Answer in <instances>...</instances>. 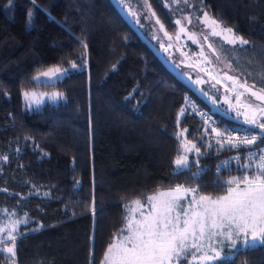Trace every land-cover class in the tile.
<instances>
[{"label":"trees","instance_id":"trees-1","mask_svg":"<svg viewBox=\"0 0 264 264\" xmlns=\"http://www.w3.org/2000/svg\"><path fill=\"white\" fill-rule=\"evenodd\" d=\"M116 1L157 49L160 40L152 37L153 27L160 31L157 19L173 35L171 0ZM186 6L248 40L227 62L257 88L264 84V0H187ZM159 34L168 41L164 31ZM49 68L67 70L66 75L38 82ZM26 92L49 97L26 103ZM53 94L60 95L52 99ZM192 102L209 111L155 58L110 0H0V228L27 220L17 226L15 257L0 251V264H102L125 226L126 203L177 184L198 187L175 172L185 138L203 144L201 152L207 153L192 167L206 169L201 194L222 195L214 187L217 176L223 182L241 170L230 163L218 173L217 165L236 155L245 162L249 148H209L189 109ZM212 117L219 126L246 129ZM195 159L189 156L190 163ZM235 264H264V245L242 249Z\"/></svg>","mask_w":264,"mask_h":264},{"label":"snow or ice","instance_id":"snow-or-ice-1","mask_svg":"<svg viewBox=\"0 0 264 264\" xmlns=\"http://www.w3.org/2000/svg\"><path fill=\"white\" fill-rule=\"evenodd\" d=\"M129 15L139 24L135 11H130ZM152 15L155 16V13ZM184 20L188 24L192 22L190 17H184ZM198 22L203 23L209 30L203 34L208 54L196 34H189V39L201 47L200 62L206 67L200 70L205 72L209 80L222 85L225 93H228L224 97V103L228 104L225 114L235 111L236 116L229 118L239 121L242 117V123L249 126L247 132L239 137L232 134L240 131L237 127L221 130L217 121L212 119V116L219 114L220 108L212 95L205 91L202 94L211 100L209 111L197 110L205 125L204 134L207 136L209 131L214 134L215 143L221 149L227 146L229 150L239 152L244 146L251 145H256V149L246 151L243 156L245 162H241L240 155L230 158L239 164L241 175L223 182L219 175L217 176L214 187L221 189L222 195H203L201 191L207 185L201 180L206 169L196 167V171H192V167L198 166L199 157L207 153L201 152L203 144L198 146L186 138L181 140L182 154L174 161L175 172L188 175L198 187L177 184L167 190L146 194L143 200L136 199L130 204L126 203L125 226L107 247L102 264H215L216 261L220 264H235L242 249L264 245V84L257 88L255 82L249 83L239 75L230 74L234 69L232 64L227 62L228 57L236 50L237 45L240 48L248 45V40L232 28L223 26L217 19L209 17L207 12L203 13L202 18L198 17ZM175 23L179 26L180 33H186L180 19ZM156 24L160 25V31H164V35L171 40L172 37L164 30V25L159 19ZM211 37H219L224 44L231 45L232 49L224 48L223 44L211 40ZM179 38L177 34L176 39ZM171 47L169 44L164 50L167 51ZM210 56L215 57V61ZM222 59L229 71L215 73L210 70L214 63ZM261 59L264 60V57ZM71 67L75 68L76 64L73 63ZM66 71L49 68L39 73L35 79H51L57 73L63 75ZM193 82L200 84L201 80ZM245 94L249 99L242 100L241 97ZM59 95L53 94L51 98L56 99ZM34 96L35 93H25L26 99ZM233 96L235 104L232 101ZM191 106L195 108L194 104ZM255 129L259 132L254 131ZM186 131L185 129L179 133L177 138L183 136ZM201 139L203 140V137ZM208 147H212L211 143H208ZM189 153H194L196 157L191 163ZM230 160L217 165V172H220L222 166L229 169ZM22 223H27V220H14L7 229L0 228V233L6 231V235H0V251H6L10 257L16 255V240L19 234L17 226ZM8 242H11V246H6ZM225 247L229 251L222 255ZM12 264H15L14 260Z\"/></svg>","mask_w":264,"mask_h":264},{"label":"rangeland","instance_id":"rangeland-1","mask_svg":"<svg viewBox=\"0 0 264 264\" xmlns=\"http://www.w3.org/2000/svg\"><path fill=\"white\" fill-rule=\"evenodd\" d=\"M187 3H185V0H171V5L173 7V14L172 18H174V33L171 36L172 39L167 42L165 38H161L160 31L157 30L155 27H153V39L159 44V49L161 53L168 57L172 65L176 68L177 72L181 74L184 78L190 81L195 80H201L200 84L194 83L196 86H198L200 89H204V92L207 91L210 93L213 97V99L216 100V103H220L224 109H228V104L224 103V97L225 95H228V93H225L224 87L220 84H215L214 80H209V77L205 74L204 71H201V68L206 67L201 61V57L199 55L201 51L200 44H203L205 53L208 54L207 45L203 42V34L207 33L209 30L205 27L203 23L198 22V17L202 18V14L198 13L197 10H192L191 8L186 6ZM186 7V8H185ZM184 17H190L191 18V24H188L186 20H184ZM177 19H180L186 28V33H180L179 26L176 25L175 21ZM147 23H149V26L151 25L152 19L151 17L146 14ZM195 33L197 39L200 41V44L193 43L191 39H189V34ZM156 34V35H155ZM159 34V35H158ZM179 34L180 38L177 40L176 35ZM162 40V41H161ZM211 40L213 41H219L220 44H223L224 47H232L231 45L224 44L222 40H220L219 37H211ZM169 44L172 45L171 48H168L167 51H165V47H167ZM163 45V47L161 46ZM236 47H239L237 45ZM210 58L215 61V57L210 56ZM197 62H200L199 64ZM191 65V67L189 66ZM212 71L215 73H222L224 71H229L226 67L225 61L222 59L217 63H214L211 66ZM61 72H64V70H61ZM232 75H236L233 71L230 72ZM66 75V72L61 75L60 73H57L56 76L49 79L48 77H40L38 82L42 83H53L57 80L62 79ZM225 84L227 82H224ZM215 85V87H213ZM242 91V90H241ZM49 95L47 94H37L35 93L34 97H31L29 99H26L25 96L23 97V100L26 103H32V104H38L44 102L46 99H48ZM242 100L249 99V96L245 94L241 97ZM233 104H235V98L232 97ZM258 103V102H257ZM229 113H232L236 115L235 111H230ZM242 119V117L240 118ZM182 154V153H181ZM194 153H189V156L193 155ZM176 167V166H175ZM167 190V189H164ZM156 192L150 193L148 195L154 194ZM141 199V198H139ZM142 198L141 200H143ZM136 200V199H135ZM4 228V227H2ZM2 235V233H0ZM259 246V245H257ZM225 250L229 249L225 247V249L222 252V255L226 253ZM219 261H216L215 264H218ZM195 264V262H193Z\"/></svg>","mask_w":264,"mask_h":264},{"label":"water","instance_id":"water-1","mask_svg":"<svg viewBox=\"0 0 264 264\" xmlns=\"http://www.w3.org/2000/svg\"><path fill=\"white\" fill-rule=\"evenodd\" d=\"M111 4L117 11V13L120 15V17L123 19V21L129 26V28L136 34V36L140 39V41L146 45V47L151 51V53L155 56V58L165 67V69L183 86H185L189 91H191L197 99H199L208 109L211 106V100H209L207 97H205L202 92L195 87L193 84H191L186 78H184L181 74H179L174 67L169 63V61L166 59V57L161 53L159 49H157L151 41L147 39V37L139 30V28L128 18L126 13L123 11V9L120 7V5L117 3L116 0H110ZM259 103V102H258ZM219 118H222L225 121H228L232 124H235L236 126L243 127L248 129V125H244L242 123V120L239 121L230 119L228 114H225L220 109L219 114L217 115ZM232 117V116H231ZM259 131L258 129H255Z\"/></svg>","mask_w":264,"mask_h":264},{"label":"built area","instance_id":"built-area-1","mask_svg":"<svg viewBox=\"0 0 264 264\" xmlns=\"http://www.w3.org/2000/svg\"><path fill=\"white\" fill-rule=\"evenodd\" d=\"M192 104H194L195 105V108H193L191 105ZM188 106H189V109L195 114V116L198 118V120L201 122V124H202V137L204 138V141H205V143L207 144V146H208V143H211V144H214V145H217L216 143H215V139L213 138L214 137V134H212L210 131L208 132V134H207V136H205V134H204V129H205V125H204V122H203V120H202V118H201V115L198 113V111L197 110H202V111H204V112H208L207 110H205V109H202V108H200V107H198L194 102H192V103H189L188 104ZM212 119L213 120H215L213 117H212ZM217 123H218V121H217ZM219 124V123H218ZM224 128H226V127H224V126H220V129L221 130H223ZM244 132H247V130L246 129H240V131H238V132H234V133H232L234 136H237V137H239L241 134H243ZM260 142L258 141L257 142V144H259ZM217 146H219V145H217ZM262 146H264V145H262ZM220 147V146H219ZM224 148H228L227 146H225ZM244 148H249V149H256V145H251V146H244ZM230 160V159H229ZM230 163L232 164V163H235V164H238L235 160H230Z\"/></svg>","mask_w":264,"mask_h":264}]
</instances>
